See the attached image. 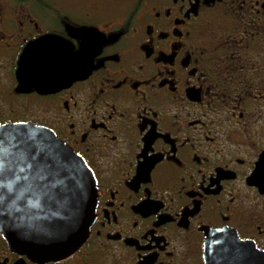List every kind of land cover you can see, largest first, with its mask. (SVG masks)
<instances>
[{
	"label": "flooded vegetation",
	"instance_id": "af4514ba",
	"mask_svg": "<svg viewBox=\"0 0 264 264\" xmlns=\"http://www.w3.org/2000/svg\"><path fill=\"white\" fill-rule=\"evenodd\" d=\"M26 54L65 70L34 81ZM11 124L80 153L97 207L63 258L0 227V264H264V0H0Z\"/></svg>",
	"mask_w": 264,
	"mask_h": 264
},
{
	"label": "water",
	"instance_id": "95a60500",
	"mask_svg": "<svg viewBox=\"0 0 264 264\" xmlns=\"http://www.w3.org/2000/svg\"><path fill=\"white\" fill-rule=\"evenodd\" d=\"M89 30V40L93 37ZM90 69L92 67L89 59ZM51 78L44 81H51ZM34 81H41L33 77ZM34 137L46 153L59 165L60 180L53 198L39 197L37 193L20 195L19 172L23 166L18 149L21 142L32 143ZM0 227L9 244L42 257L63 258L77 251L87 240L95 219L97 184L90 167L80 156L42 127L29 124H11L0 127ZM7 185H10L7 187Z\"/></svg>",
	"mask_w": 264,
	"mask_h": 264
},
{
	"label": "snow or ice",
	"instance_id": "6c2138e0",
	"mask_svg": "<svg viewBox=\"0 0 264 264\" xmlns=\"http://www.w3.org/2000/svg\"><path fill=\"white\" fill-rule=\"evenodd\" d=\"M26 56L28 59L25 65L22 66V71L29 77L47 80L65 70L56 62L33 58L31 54H26ZM29 139L32 143L21 142L13 146L20 153L21 162L24 166L21 171L23 172L24 169L29 170L28 175L23 178L31 181V187L37 193V198L41 196L53 198L56 186L61 183L59 165L46 153V149L35 141L34 137ZM2 143L3 141L0 140V144ZM2 151L4 149L0 147V152ZM75 155L79 156L80 153ZM2 163L0 161V164ZM145 163L148 162L145 161ZM0 183H3V181L0 180Z\"/></svg>",
	"mask_w": 264,
	"mask_h": 264
}]
</instances>
